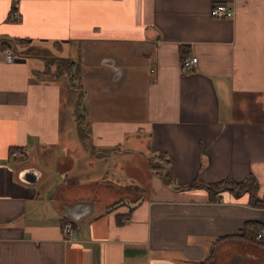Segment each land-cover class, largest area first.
Segmentation results:
<instances>
[{"label": "crops", "instance_id": "crops-1", "mask_svg": "<svg viewBox=\"0 0 264 264\" xmlns=\"http://www.w3.org/2000/svg\"><path fill=\"white\" fill-rule=\"evenodd\" d=\"M31 48L78 65L85 132ZM250 176L264 197V0H0V264H264L215 242L264 208L204 186Z\"/></svg>", "mask_w": 264, "mask_h": 264}, {"label": "trees", "instance_id": "trees-1", "mask_svg": "<svg viewBox=\"0 0 264 264\" xmlns=\"http://www.w3.org/2000/svg\"><path fill=\"white\" fill-rule=\"evenodd\" d=\"M22 53L26 56H41L47 60L46 63L47 65L43 71L40 72L34 71L35 72L34 75L38 77L40 80L58 81L61 80L62 77L68 76L70 82L72 83L74 81L76 82L74 83V86H76L79 89V100H78V107L75 111L76 113L75 118L76 121L78 122V125L80 126L81 133L85 132L84 129L81 127L85 119V112H84L85 92L83 89H81L79 81H77L78 65H76L75 61L67 58H61V57H55L52 55L43 54V51L41 49H36V48L27 49ZM80 109L82 111V114L79 113ZM152 168L155 170L157 166L153 164ZM165 177L167 178L168 174H166ZM204 186L213 195L212 197L213 199H216L218 195L227 191L230 194H232L235 198H241L244 195H247L249 205H252L254 207L264 208V197L258 195L257 182L251 176L247 177L242 182H236L233 181L232 179L227 178L218 183L208 184ZM262 229H264V223L256 222V221H248L244 225V230L242 235L219 237L215 242H219L224 239L240 238L248 242L249 244H252V246L254 247L264 249V238H262L261 240L256 239L257 234Z\"/></svg>", "mask_w": 264, "mask_h": 264}, {"label": "built area", "instance_id": "built-area-1", "mask_svg": "<svg viewBox=\"0 0 264 264\" xmlns=\"http://www.w3.org/2000/svg\"><path fill=\"white\" fill-rule=\"evenodd\" d=\"M234 14V9L223 3L215 5L211 10V15L215 18H231ZM12 18L14 20H19L21 16L19 13L14 12ZM5 53L6 60L9 62L14 61L17 57L16 53L11 48H7ZM197 62L198 59L196 57H186L183 59V66L192 69L197 65ZM11 157L15 160L22 161L26 159L27 153L25 150L17 149L11 152ZM62 233L65 241H72L78 235V228L72 221H66L62 226ZM262 238H264V229L260 230L256 237L257 240H261Z\"/></svg>", "mask_w": 264, "mask_h": 264}, {"label": "rangeland", "instance_id": "rangeland-1", "mask_svg": "<svg viewBox=\"0 0 264 264\" xmlns=\"http://www.w3.org/2000/svg\"><path fill=\"white\" fill-rule=\"evenodd\" d=\"M12 49V48H11ZM13 50V49H12ZM14 51V50H13ZM15 52V51H14ZM16 53V52H15ZM16 56H17V54H16ZM80 73V72H79ZM62 80L63 81H65V82H68V81H70V79H69V77L68 76H64V77H62ZM70 84H72V82H70ZM76 89H78L77 87H76ZM79 93V92H78ZM64 95L66 96V93H64ZM75 99L76 98V92L75 91H71V93H69V94H67V99H66V97H65V99H66V103L69 101V99ZM73 108H74V106L72 107V109H70L71 111H73ZM79 113L80 114H82V111H81V109H80V111H79ZM75 117H76V113H75ZM247 256H250V255H248L247 254ZM263 258H264V256H263Z\"/></svg>", "mask_w": 264, "mask_h": 264}]
</instances>
